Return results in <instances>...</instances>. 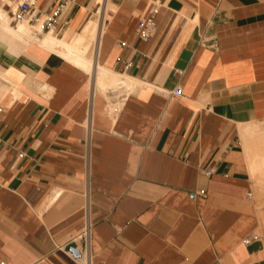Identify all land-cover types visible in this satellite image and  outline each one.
<instances>
[{
  "label": "crops",
  "instance_id": "0c3cea01",
  "mask_svg": "<svg viewBox=\"0 0 264 264\" xmlns=\"http://www.w3.org/2000/svg\"><path fill=\"white\" fill-rule=\"evenodd\" d=\"M0 20V264H84L86 226L89 264H264L241 141L264 119V0H66L32 36ZM70 32L139 87L104 92L39 43Z\"/></svg>",
  "mask_w": 264,
  "mask_h": 264
},
{
  "label": "bare ground",
  "instance_id": "6f19581e",
  "mask_svg": "<svg viewBox=\"0 0 264 264\" xmlns=\"http://www.w3.org/2000/svg\"><path fill=\"white\" fill-rule=\"evenodd\" d=\"M2 7L4 8L0 10V19H2L4 23L8 22L9 24L11 23V17L6 11L5 6ZM10 25L16 31L23 34H30V32H33L36 28L35 24L31 25L27 21L18 22L17 25ZM72 36L73 32H70L61 39L49 33L45 35L44 39L39 40V43L49 50L61 54L66 59L70 60L74 64L87 71L95 70L92 52L87 51L82 46L78 35H76L75 39H72ZM94 72L99 79V88H101L102 91H104L105 89L107 91L114 92L117 88H119L120 85H123L129 91H133L136 90V88L140 85L139 82L134 80L133 78L115 73L112 70L100 65H98V68ZM245 126L242 128V137L247 154L249 156L250 172L252 176L258 179V181L264 180V122L262 121L261 123H251L246 127ZM261 186H263L262 182ZM257 197L261 201H264V192L259 191ZM261 218L264 223V213L262 211Z\"/></svg>",
  "mask_w": 264,
  "mask_h": 264
},
{
  "label": "built area",
  "instance_id": "2783aa9c",
  "mask_svg": "<svg viewBox=\"0 0 264 264\" xmlns=\"http://www.w3.org/2000/svg\"><path fill=\"white\" fill-rule=\"evenodd\" d=\"M36 1L37 0H0V5L5 6L13 25L22 21H27L31 24H36L41 21L42 29L46 27L49 28L66 5V0L53 1L48 6L47 11L42 12L35 7ZM155 30L156 24L151 15L138 22L137 32L142 40H148L154 34ZM180 92V88H176L172 93L174 95H179ZM81 237L83 241L78 251L84 257V264H89L88 226L85 227Z\"/></svg>",
  "mask_w": 264,
  "mask_h": 264
},
{
  "label": "rangeland",
  "instance_id": "374dc122",
  "mask_svg": "<svg viewBox=\"0 0 264 264\" xmlns=\"http://www.w3.org/2000/svg\"><path fill=\"white\" fill-rule=\"evenodd\" d=\"M93 16H95V14H93ZM6 23H8V22H6ZM9 24H12V23H9ZM107 90H105L104 89V92H106ZM126 92H124L123 90H121L119 93H118V95H122V94H125ZM118 106H121V104L120 105H118ZM115 107H117V106H113V105H111L110 104V109L111 110H113ZM264 122V119L263 120H260V121H256V122H258V123H261V122ZM243 138V137H242ZM242 138H241V141H242V143H243V140H242ZM251 173V172H250ZM250 179H251V189H252V195H253V197H254V200H255V205H256V208H257V212H258V215H259V217H260V219H261V227H262V230H263V236H264V223H263V221H262V218H261V211L264 213V201H261L257 196H258V192L259 191H262V192H264V180H260V181H258V179L256 178V177H254V176H252V174H251V177H250ZM261 182H262V185L263 186H261ZM264 200V199H263Z\"/></svg>",
  "mask_w": 264,
  "mask_h": 264
},
{
  "label": "water",
  "instance_id": "95a60500",
  "mask_svg": "<svg viewBox=\"0 0 264 264\" xmlns=\"http://www.w3.org/2000/svg\"><path fill=\"white\" fill-rule=\"evenodd\" d=\"M73 252L76 254V255H80L79 251L74 249Z\"/></svg>",
  "mask_w": 264,
  "mask_h": 264
}]
</instances>
